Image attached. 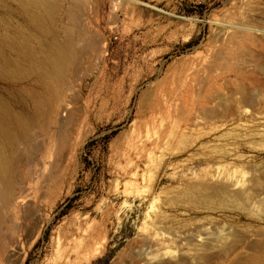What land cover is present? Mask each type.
<instances>
[{"label":"rangeland","instance_id":"obj_1","mask_svg":"<svg viewBox=\"0 0 264 264\" xmlns=\"http://www.w3.org/2000/svg\"><path fill=\"white\" fill-rule=\"evenodd\" d=\"M60 1L32 18L0 0V95L49 121L31 139L49 154L18 167L38 173L4 211L0 264H264V0H84L74 23L103 47L45 80ZM194 63L187 109L163 122Z\"/></svg>","mask_w":264,"mask_h":264},{"label":"bare ground","instance_id":"obj_2","mask_svg":"<svg viewBox=\"0 0 264 264\" xmlns=\"http://www.w3.org/2000/svg\"><path fill=\"white\" fill-rule=\"evenodd\" d=\"M12 1L16 2L25 11L31 12L30 14L32 18L39 16V15H43V14L44 15L47 14L50 16L52 13L55 12V10L59 7V4L61 3L60 0H12ZM86 7L87 5L84 0H70L65 10L66 20H64L59 26L54 27L53 24L50 27H48L47 25L43 26L44 33L47 36L51 37V40H52V47H51L52 51H50L49 58L50 60L53 59V62L56 64L57 68L59 69L58 70V69L52 68L50 64L45 65L43 63L40 64L37 62V65L39 69L41 70V76L43 77V79L49 80V79H52L56 74H61L63 72L62 70H64L63 64L67 63L75 55V53H79L81 55L86 49L85 46L90 45L91 47L98 48V49L103 47L101 43L97 40L98 38L97 39L94 38V35L91 32H89L85 26L83 27V25L81 24L74 23L75 18L78 15H81V13L84 10H86ZM81 41L85 42V44H81ZM6 61L9 65L14 66L11 60L8 59ZM195 65L196 64L194 63L188 69L181 71L177 75V80L174 77V79L172 80L175 84L171 86V88L167 89L166 92L164 93L163 113L165 114V116L162 118L163 122L166 121L167 118L171 117L172 115H177L179 101H180L182 108L187 109L188 107L187 101L190 95L185 89V83H187L186 80H188V78L192 75V73L197 69ZM198 69H199V66H198ZM194 80L197 81V79H194ZM45 107L46 106L43 103H40V102L36 103V100H35L33 111L40 118L41 116H45ZM56 108L57 107H54L52 110L53 116H55L57 113L55 111ZM66 110H67V107L62 106L60 111L58 112L59 114L65 115ZM33 118L34 117H32L31 114L16 111L13 108L8 107L4 98L0 95V223L3 221L2 218L4 217V211L6 207L11 208V207L17 206V203L20 197L19 195L31 187V183L33 182V180H35L34 179L35 175H37L38 173L37 172L38 170L33 171L34 169H32L35 166L29 168L26 166V164H25L26 168H29V169H25L23 168L25 166H23L22 167L23 169L19 170L18 167L20 163L22 162V160L24 159L27 160V158L33 159L34 158L33 154L35 157L37 154L43 155V156L46 154H49L48 153L49 147L47 146L46 138H45L46 135L43 137V140H41L42 141L41 148L39 147L36 148L31 142L32 134L35 132L36 128L37 130L39 129L43 134H46V131L48 130V127H49L48 126L49 121H47L48 123L46 121L37 123ZM47 141H49V139H47ZM22 144L27 145L28 147L27 154H25L23 150L21 149ZM32 163H33V160H32ZM27 165L29 164L27 163ZM29 170H32V171H29ZM189 174L192 175L191 173ZM38 176L40 175L38 174ZM190 233H193V232H190ZM190 235L191 234H189V236ZM137 253H139V251ZM142 257L143 255L141 254V258ZM139 259L140 257H138V260ZM172 260L169 259V261H172ZM147 262L149 264V261ZM147 262H145V264ZM142 263H143V260H142ZM172 263L174 264L176 262L173 261Z\"/></svg>","mask_w":264,"mask_h":264}]
</instances>
